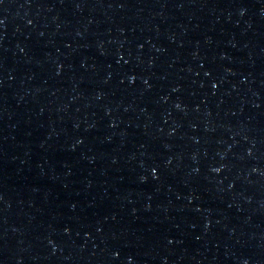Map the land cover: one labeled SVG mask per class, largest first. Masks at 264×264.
Segmentation results:
<instances>
[{"label":"water","instance_id":"water-1","mask_svg":"<svg viewBox=\"0 0 264 264\" xmlns=\"http://www.w3.org/2000/svg\"><path fill=\"white\" fill-rule=\"evenodd\" d=\"M0 264H264V0H0Z\"/></svg>","mask_w":264,"mask_h":264}]
</instances>
